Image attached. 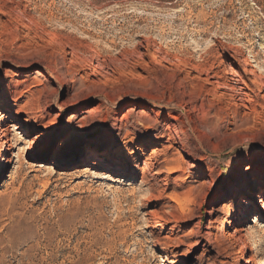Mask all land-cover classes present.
<instances>
[{"label":"rangeland","instance_id":"374dc122","mask_svg":"<svg viewBox=\"0 0 264 264\" xmlns=\"http://www.w3.org/2000/svg\"><path fill=\"white\" fill-rule=\"evenodd\" d=\"M0 1V264H264V0Z\"/></svg>","mask_w":264,"mask_h":264},{"label":"bare ground","instance_id":"6f19581e","mask_svg":"<svg viewBox=\"0 0 264 264\" xmlns=\"http://www.w3.org/2000/svg\"><path fill=\"white\" fill-rule=\"evenodd\" d=\"M7 13H6V11L3 10V7L1 6V3H0V14L4 15V16H8ZM133 28L134 29H138L139 26L136 25ZM123 31L124 32L128 31V27L127 28L125 27L122 30V32ZM145 37L146 38L152 37V34L147 32V33H145ZM54 40H57L56 36H54ZM168 46L169 45L166 44L165 42L164 43H160V47H162V48H168ZM247 63H248V65L250 67H254V68L257 69L256 71H253L252 74L255 75L256 77H259V80H260L259 87H260V89L264 88V67L259 66V62H258L256 56L252 52H250V54H249V57L247 59ZM90 68H91V66L87 65V70L88 71L90 70ZM101 78L102 79L105 78V71L102 72ZM218 78H220V77H218ZM211 84L213 86V89H215V88H217L216 84H218V82L216 84H214V83H211ZM84 89H85V94H86L85 102H89V101H91V92H90L88 87H85ZM111 89H114V88H111ZM113 106H114V103L111 100H108L107 101V106L102 110L101 114H102V117L104 118L105 123L108 122V118H107L108 111ZM12 123L13 124L9 125L6 129H2L1 130L0 140L2 141L3 144L7 145L11 141V139L9 138L11 134H13V141L14 140L16 141L18 138H17L15 132H18V131L22 130V128H21L22 126L21 125L19 126V124H17L18 123L17 121H14ZM184 130H185V128L183 126H180V125L173 126V127H167V135H166L165 139L167 141L172 142L173 145H176L177 143H176L175 135L177 133H180V132L184 131ZM186 143H190V139H187ZM3 144H0V167L3 164H5V163L8 164V162H9L5 158V152L9 153L10 150L9 149H4ZM36 144H37L36 141H33V140L29 141V148H32V147L36 146ZM126 179H127V177L124 176L123 180H126ZM263 208H264V203H263ZM243 232H245L244 229H241V230L237 231V233H239V234H241ZM248 235L250 236V238L251 237L254 238V234L252 235V234L249 233Z\"/></svg>","mask_w":264,"mask_h":264}]
</instances>
